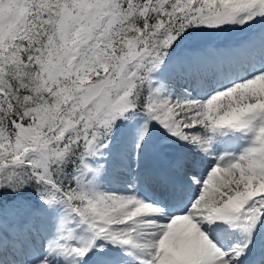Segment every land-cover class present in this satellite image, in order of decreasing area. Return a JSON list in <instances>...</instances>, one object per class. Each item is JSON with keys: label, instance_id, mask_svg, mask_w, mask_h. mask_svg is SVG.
Listing matches in <instances>:
<instances>
[{"label": "snow or ice", "instance_id": "obj_1", "mask_svg": "<svg viewBox=\"0 0 264 264\" xmlns=\"http://www.w3.org/2000/svg\"><path fill=\"white\" fill-rule=\"evenodd\" d=\"M0 264H264V0H0Z\"/></svg>", "mask_w": 264, "mask_h": 264}]
</instances>
